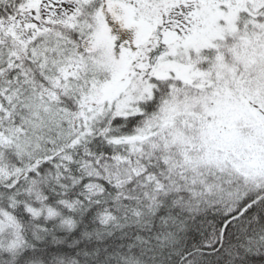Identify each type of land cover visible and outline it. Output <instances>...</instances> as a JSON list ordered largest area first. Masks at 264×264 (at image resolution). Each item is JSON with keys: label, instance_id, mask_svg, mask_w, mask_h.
<instances>
[{"label": "snow or ice", "instance_id": "1", "mask_svg": "<svg viewBox=\"0 0 264 264\" xmlns=\"http://www.w3.org/2000/svg\"><path fill=\"white\" fill-rule=\"evenodd\" d=\"M0 264H264V0H0Z\"/></svg>", "mask_w": 264, "mask_h": 264}]
</instances>
